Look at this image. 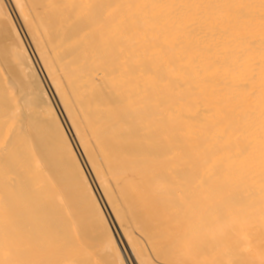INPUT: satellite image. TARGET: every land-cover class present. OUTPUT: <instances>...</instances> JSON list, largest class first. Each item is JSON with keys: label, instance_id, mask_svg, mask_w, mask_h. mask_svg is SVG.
<instances>
[{"label": "bare ground", "instance_id": "6f19581e", "mask_svg": "<svg viewBox=\"0 0 264 264\" xmlns=\"http://www.w3.org/2000/svg\"><path fill=\"white\" fill-rule=\"evenodd\" d=\"M123 56L135 62V109L146 115L151 107L146 122L156 128L145 141L160 140L156 111L173 115L179 194L157 197L149 181L144 194L146 203L177 204L186 216L177 254L184 264H264V0H0V264L19 263L7 242L35 241L47 229L93 242L111 236L114 249L104 254L130 257L133 224L127 231L82 140L81 99L64 95L52 65L88 98L98 87L88 81V62ZM143 78L155 90L150 97ZM104 83L115 91L114 80ZM95 119L98 146H109L119 170L124 134L108 130L116 119L108 126L102 108ZM79 188L91 198L79 203Z\"/></svg>", "mask_w": 264, "mask_h": 264}, {"label": "rangeland", "instance_id": "374dc122", "mask_svg": "<svg viewBox=\"0 0 264 264\" xmlns=\"http://www.w3.org/2000/svg\"><path fill=\"white\" fill-rule=\"evenodd\" d=\"M94 50L103 52L113 50V48H88V51L93 52ZM126 51L123 50V52ZM93 60L95 61L96 58ZM52 65L55 68L53 73L55 81L59 87L63 88L64 95L66 94L71 102H73L72 99H75L76 102L81 99L80 108L83 109V120L86 122V125H83L84 123L80 124V127H82V140L86 144L85 146L93 152L94 166L100 180L108 188L116 205H118V210L126 218L127 231L129 222L133 224L134 235L131 236V242L129 243L132 253L131 255L128 253L130 257L122 254L114 258L112 255L108 256L107 253L106 256L104 254L106 250L114 249V241L110 238L111 236H101L99 239L94 240L96 242H93L90 237L85 240L84 237L77 234H68V231H64L65 234L58 235L55 232H49L47 229L43 235L34 237L35 241H26L27 237L19 235V241L7 242L12 251L14 248L19 253L18 264H26L29 261L31 264H50V261L51 264H101L103 260L113 264H157L155 261L163 264H184L186 260L184 254H181V252L177 254V252L184 243L182 230L183 222L187 220L186 216L180 213V206L177 204H173L171 208L170 205L162 206L158 203H146L144 194V185L148 181L152 183L153 195L157 197L166 198L173 195L176 198L179 194L181 159L179 152H177L178 143L172 113L163 108L155 112L154 123L159 124L157 135L160 140L154 144L145 141L146 136L151 134V128L155 129L156 127L147 124V122H152L151 107L146 108V115L142 108L140 111L135 109L137 106H141L136 101L137 97H141V89L138 88L135 93V79L132 76L135 62L127 56H123L120 62L110 61L108 65L88 62L87 66L91 70L86 74L89 77L88 81L98 86L95 88V94L92 93L88 98H85L81 93L78 94L75 90L69 89L68 74L64 71L60 72L61 64L59 62L53 61ZM104 80H114L115 91L112 87H108ZM142 84V91H146L147 97H150L151 93L155 92V90H151V81L143 78ZM77 95H79V98ZM96 96L100 97L97 105L93 103ZM84 101L91 104L89 108L84 107ZM101 108L104 114H107L108 126L116 119L117 124L115 123V125L117 126L108 130L114 133L117 131L122 132L124 142L128 144L124 150V163L119 170L113 171L111 168L109 146L105 147L104 142H101L102 148L98 146V138L103 135V128L101 127L99 133V126L96 119L95 122L93 121V117L96 118V113ZM58 110L62 117L59 108ZM90 112L94 115L88 114ZM62 118L64 119V117ZM63 121L66 126V121ZM66 127L68 132L71 133L68 126ZM126 134H129L130 137H127ZM137 135L139 138H137ZM106 136L107 132L104 137ZM109 136L110 132L108 138ZM73 143L79 155L82 156L76 142L73 141ZM168 146L174 149V154L169 162L170 165H168V152L171 149ZM149 150L154 151L155 155H149ZM51 155L54 158L52 153ZM127 161H130V163ZM133 164H135L134 171L130 170ZM86 189L88 190V188ZM128 189L131 194H127ZM77 191L79 193H76V197L79 203L87 201L84 198L85 196L90 197L88 194L85 195L82 188ZM130 197L133 198L131 203L127 200ZM75 228L78 229V227ZM121 248L123 247L121 246ZM24 254H27V257H23Z\"/></svg>", "mask_w": 264, "mask_h": 264}]
</instances>
